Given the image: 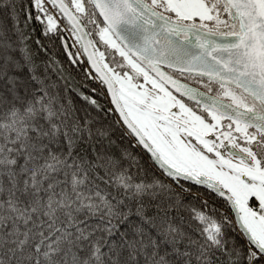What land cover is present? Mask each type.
Returning <instances> with one entry per match:
<instances>
[{"label":"snow or ice","instance_id":"obj_1","mask_svg":"<svg viewBox=\"0 0 264 264\" xmlns=\"http://www.w3.org/2000/svg\"><path fill=\"white\" fill-rule=\"evenodd\" d=\"M0 264H264V0H0Z\"/></svg>","mask_w":264,"mask_h":264}]
</instances>
